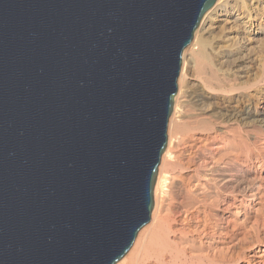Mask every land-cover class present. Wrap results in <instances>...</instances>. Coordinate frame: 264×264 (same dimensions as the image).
Listing matches in <instances>:
<instances>
[{
    "label": "water",
    "instance_id": "obj_1",
    "mask_svg": "<svg viewBox=\"0 0 264 264\" xmlns=\"http://www.w3.org/2000/svg\"><path fill=\"white\" fill-rule=\"evenodd\" d=\"M216 1L0 0V264L125 257Z\"/></svg>",
    "mask_w": 264,
    "mask_h": 264
},
{
    "label": "bare ground",
    "instance_id": "obj_2",
    "mask_svg": "<svg viewBox=\"0 0 264 264\" xmlns=\"http://www.w3.org/2000/svg\"><path fill=\"white\" fill-rule=\"evenodd\" d=\"M262 36L264 0L204 14L182 54L152 220L117 264H264Z\"/></svg>",
    "mask_w": 264,
    "mask_h": 264
},
{
    "label": "rangeland",
    "instance_id": "obj_3",
    "mask_svg": "<svg viewBox=\"0 0 264 264\" xmlns=\"http://www.w3.org/2000/svg\"><path fill=\"white\" fill-rule=\"evenodd\" d=\"M259 41H260L259 43L264 44V37L262 36L261 39H260ZM261 41H262V42H261ZM258 49H259L258 46H254V48H253L252 51H253V52L255 51V53H256V52L258 51ZM255 53H254V54H255ZM257 99H258V98H257ZM257 101H258V100H257ZM257 104H258V102H257Z\"/></svg>",
    "mask_w": 264,
    "mask_h": 264
}]
</instances>
